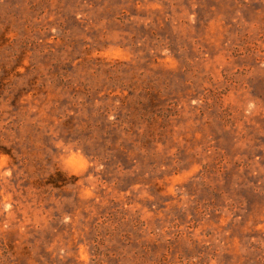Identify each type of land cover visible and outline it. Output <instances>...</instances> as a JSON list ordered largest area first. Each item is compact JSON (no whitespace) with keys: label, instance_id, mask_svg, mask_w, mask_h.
<instances>
[{"label":"rangeland","instance_id":"obj_1","mask_svg":"<svg viewBox=\"0 0 264 264\" xmlns=\"http://www.w3.org/2000/svg\"><path fill=\"white\" fill-rule=\"evenodd\" d=\"M0 264H264V0H0Z\"/></svg>","mask_w":264,"mask_h":264},{"label":"trees","instance_id":"obj_2","mask_svg":"<svg viewBox=\"0 0 264 264\" xmlns=\"http://www.w3.org/2000/svg\"><path fill=\"white\" fill-rule=\"evenodd\" d=\"M145 116L146 115H144V117L138 116V117H135V118H138L140 120L144 119V121H149V119H147ZM111 123H113V122H111ZM149 124H151V123L149 122ZM115 130L116 129L112 128L111 131L109 132L108 136L112 137L115 140H122L123 139L124 142H128L127 139H132L135 142L142 143L143 142V137H146V136L153 137L152 131H146L144 133H141V132L135 130L134 129V124H133L132 121H125V122L123 121V123L118 124L117 130H119V131H115ZM120 133L123 134L125 137L121 138V134ZM150 139H152V138H146L147 141L150 140ZM144 143H145V141H144ZM57 176H58L59 179L56 180L55 178H52L53 181H51L49 183L53 184L54 186H56L58 184V182L66 183V180L63 178L61 173L57 172Z\"/></svg>","mask_w":264,"mask_h":264}]
</instances>
